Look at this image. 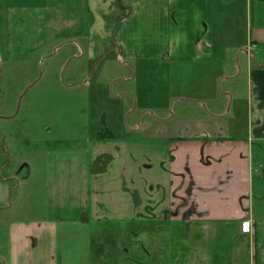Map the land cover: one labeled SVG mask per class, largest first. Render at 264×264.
Wrapping results in <instances>:
<instances>
[{
    "label": "crops",
    "instance_id": "obj_1",
    "mask_svg": "<svg viewBox=\"0 0 264 264\" xmlns=\"http://www.w3.org/2000/svg\"><path fill=\"white\" fill-rule=\"evenodd\" d=\"M215 1L3 0L6 20L18 17L11 24L16 30L26 32L31 41L15 42L12 48H5L0 35V56L22 54V50L26 52L59 36L82 37L91 59L114 51L119 59L133 62L130 67L132 77L137 79V103L160 106L165 103L162 102L164 90L170 89L172 72L190 73L201 60L206 62L223 53L227 42L232 41L234 16H221ZM245 3L250 6L246 25H253L254 17L259 23L253 32L251 29V38L237 49L240 54H247L250 61L253 47L264 40V8L261 3L258 6V0H245ZM39 8L46 16L42 21L33 18L41 13ZM9 28L3 26L7 33ZM32 39L37 44L31 47ZM78 46L84 52L83 46ZM17 50L19 53L14 54ZM249 69L258 102V108L253 110L252 132L253 137L261 139L264 138V65ZM194 102L201 104L198 99ZM210 104L209 116L182 115L147 121L140 127L142 140L116 141L114 136L105 137L91 144L89 156L83 149L73 151L71 157L78 166L72 170L78 171L79 181L65 205L51 204L47 218L7 220L11 241L9 264H57V221L75 217L72 207L79 208L84 220L90 219L89 211L93 219L101 220L153 217L192 220V225L201 227L191 228L195 233L190 242L193 261L190 264H224L225 257L217 253L229 254L231 258L227 261L230 263L232 259L233 264H264V219L252 216L253 148L249 147V140L227 135L226 112H216L221 106L218 101ZM212 158L218 162H212ZM99 159L104 160L100 162L102 166ZM59 170L64 174L68 171ZM184 191L191 197L184 202L191 205L188 212L169 211L176 194L182 199L177 206L184 205ZM8 192L7 184L0 179V209L13 207ZM155 192L161 198L163 195L162 203H153ZM243 220L252 222L250 230H243ZM2 258L7 264V259ZM184 263L183 258L181 264Z\"/></svg>",
    "mask_w": 264,
    "mask_h": 264
},
{
    "label": "rangeland",
    "instance_id": "obj_2",
    "mask_svg": "<svg viewBox=\"0 0 264 264\" xmlns=\"http://www.w3.org/2000/svg\"><path fill=\"white\" fill-rule=\"evenodd\" d=\"M215 2L221 16H234L232 41L227 42L223 53L206 62L201 60L190 73L172 72L170 89L164 90L162 102L165 103L160 106L137 103V79L132 77L130 67L133 62L119 59L114 51L91 59L82 37L59 36L40 45L32 39L31 47L37 44L34 48L22 50V54H18L19 50L13 51L18 55L0 58V179L7 184L8 199L13 204L12 208L0 209V256L7 259V264L11 249L10 218H47L51 204L64 206L69 193L73 196L79 181L78 171L72 170L78 166L71 157L73 151L83 149L89 156L91 144L108 136L109 131L116 141L142 140L143 128L140 127L147 121L182 115L209 116L213 100L221 105L216 112H226L227 135L232 139L249 140V147L253 148L252 216L264 219V138L253 137V110L258 108V102L249 69L264 65V40L253 47L249 61L247 54H240L237 49L251 38V29L253 32L259 24L254 17L253 25L250 22L246 25L250 6L248 8L245 0ZM260 3L264 8V0H258V6ZM4 5L1 0L2 47L30 42L26 32L16 30L11 24L18 17L6 20ZM38 10L41 13L33 18L39 17L42 21L46 16L42 8ZM217 18L220 20L219 16ZM5 25L11 27L8 33L3 30ZM78 44L83 46L84 52ZM196 99L201 104L194 102ZM158 138L152 139L157 141ZM103 161L98 160L99 164ZM58 167L68 169L67 173L60 172ZM187 194L184 191L183 203L191 200ZM154 196L153 203H162L163 195L161 198L155 192ZM176 196L169 211L188 212L191 205L177 206L182 199L179 194ZM78 209L72 207L75 217L57 221V264H181L183 258L184 264L193 262L191 252L174 247L177 240L181 241L178 245L183 246L175 235L178 226L185 230L186 241L191 244L195 233L192 226H195L193 229L201 227L192 225V220L189 223L164 217L101 220L93 219L90 211V219L84 220ZM245 222L251 229L252 222L243 220V230L247 227ZM177 251L186 254L181 256ZM217 255L225 257L224 264H233L232 259L230 263L227 261L231 258L229 254ZM235 257L241 259L239 255ZM0 264L6 263L0 259Z\"/></svg>",
    "mask_w": 264,
    "mask_h": 264
},
{
    "label": "trees",
    "instance_id": "obj_3",
    "mask_svg": "<svg viewBox=\"0 0 264 264\" xmlns=\"http://www.w3.org/2000/svg\"><path fill=\"white\" fill-rule=\"evenodd\" d=\"M176 229H177L178 233L175 234V235H176V237L180 238V240H182L183 244H181V245H183V246H179L178 244H180V243H178V242H181V241L177 240L176 241L177 245H174L175 249L176 250L177 249H185V250H188V247H187L186 242H185L186 239L184 238V236H185V230H183V228L181 226L176 227ZM180 232H181L182 236H180Z\"/></svg>",
    "mask_w": 264,
    "mask_h": 264
},
{
    "label": "flooded vegetation",
    "instance_id": "obj_4",
    "mask_svg": "<svg viewBox=\"0 0 264 264\" xmlns=\"http://www.w3.org/2000/svg\"><path fill=\"white\" fill-rule=\"evenodd\" d=\"M6 55H3V56H0V58H3V57H5ZM114 135L109 131V133H108V136H103V137H107V138H111V137H113ZM105 155H107V154H105ZM187 221V223H189L188 222V220H185V222ZM190 226H191V224H190ZM190 228V227H189ZM184 238L187 240V237L186 236H184ZM185 240V242H186V245H187V247H188V251L189 252H192V247H191V245L187 242Z\"/></svg>",
    "mask_w": 264,
    "mask_h": 264
},
{
    "label": "built area",
    "instance_id": "obj_5",
    "mask_svg": "<svg viewBox=\"0 0 264 264\" xmlns=\"http://www.w3.org/2000/svg\"><path fill=\"white\" fill-rule=\"evenodd\" d=\"M246 222H247V221H246ZM246 222H245V225L247 226L249 223H246ZM249 229H250V227L247 226L245 230H249Z\"/></svg>",
    "mask_w": 264,
    "mask_h": 264
}]
</instances>
